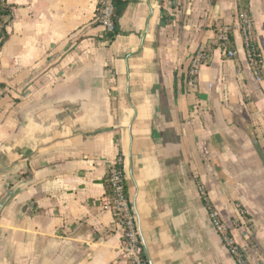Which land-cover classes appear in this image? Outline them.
<instances>
[{
  "label": "crops",
  "instance_id": "crops-1",
  "mask_svg": "<svg viewBox=\"0 0 264 264\" xmlns=\"http://www.w3.org/2000/svg\"><path fill=\"white\" fill-rule=\"evenodd\" d=\"M98 1L8 0L0 199L22 184L0 215V264H125L124 229L103 208L119 158L147 264H238L204 201L264 264V0H249L258 75L239 0H127L110 42ZM220 25L237 56L215 49L192 93V57ZM239 208L248 226L234 227Z\"/></svg>",
  "mask_w": 264,
  "mask_h": 264
},
{
  "label": "built area",
  "instance_id": "built-area-1",
  "mask_svg": "<svg viewBox=\"0 0 264 264\" xmlns=\"http://www.w3.org/2000/svg\"><path fill=\"white\" fill-rule=\"evenodd\" d=\"M95 23L101 28V36L106 41L110 42V37L116 34L114 0L98 1ZM230 29L231 28L229 26H224L221 29L219 41L222 43L221 49L224 56L228 59H235L237 52L226 48V44L229 41ZM239 29L243 37L249 62L254 69L257 66V62L254 58L255 53L252 47L254 22L245 17L243 19V23L239 25ZM210 60L211 57L207 56L203 50L200 49L196 51L192 57L187 74L188 91L192 93L198 91L199 73L204 66L209 64ZM255 72L258 75V72ZM108 173L113 194L115 196L114 201L118 211L122 215V220L119 221V224L124 229L122 253L125 264H147L144 256V249L140 240L137 219L132 212L127 194L125 193L123 174L117 169L116 163L109 168ZM200 191L201 194L204 195L203 189H200ZM103 208L112 211V204L108 198H106ZM209 217L214 231L220 236L221 241L228 250L229 254L234 258L239 256L242 250L230 235L229 230L223 223L219 213L211 210Z\"/></svg>",
  "mask_w": 264,
  "mask_h": 264
},
{
  "label": "trees",
  "instance_id": "trees-1",
  "mask_svg": "<svg viewBox=\"0 0 264 264\" xmlns=\"http://www.w3.org/2000/svg\"><path fill=\"white\" fill-rule=\"evenodd\" d=\"M128 1L127 0H114V6H115V23H116V34L114 36L110 37V40H114L115 36L119 33L118 31V25L120 19L123 17L125 14L127 7H128ZM14 7L8 2V0H0V51L3 49L4 45L9 39V33L7 32V21H5V18H8L9 20L12 19L13 17V12H14ZM237 15L239 19L240 25L243 23V19L245 17L249 18L252 22L253 17L251 14V7L249 0H239L237 3ZM223 25H220L218 27H215V39L216 42L214 44H207L205 46H201L198 50H203L207 56L211 57L212 53L215 49L221 48L222 43L219 41V36L221 29L223 28ZM231 29L229 31V41L226 44V48L228 50H233L236 51L235 49V40H234V30L232 26H229ZM252 47L254 50V58L257 62V66L254 68V71H257L260 73L261 71V63H262V58L260 55V50L258 48L257 42H256V35L255 31L253 29V42H252ZM189 68L185 74L183 83L185 86H187V74H188ZM255 144L257 145V141L254 140ZM258 146V145H257ZM259 148V147H258ZM116 167L117 169L123 174V184L125 188V193L127 194V188H126V183H125V175L123 171V162L122 158H119L116 162ZM105 188H106V197L109 199V201L112 204V212L116 218V220L119 222L122 220V215L117 209V206L115 204V196L113 194V190L111 187V182H110V177L109 173H107L106 178H105ZM205 206L211 211L212 207L207 201H204ZM236 261L238 264H249L246 257L244 254L241 252L239 256H237Z\"/></svg>",
  "mask_w": 264,
  "mask_h": 264
},
{
  "label": "water",
  "instance_id": "water-1",
  "mask_svg": "<svg viewBox=\"0 0 264 264\" xmlns=\"http://www.w3.org/2000/svg\"><path fill=\"white\" fill-rule=\"evenodd\" d=\"M21 182L14 185L13 187H11L9 189V191H7V193L0 199V215L2 213V211L4 210L5 206L7 205V203L9 202V200L11 198H13L15 196V194L17 193V191L20 189L21 187ZM137 225H138V221H137ZM223 244V243H222ZM225 247V246H224ZM226 248V247H225ZM228 251V250H227ZM229 253V252H228ZM230 255V254H229ZM231 256V255H230Z\"/></svg>",
  "mask_w": 264,
  "mask_h": 264
},
{
  "label": "rangeland",
  "instance_id": "rangeland-1",
  "mask_svg": "<svg viewBox=\"0 0 264 264\" xmlns=\"http://www.w3.org/2000/svg\"><path fill=\"white\" fill-rule=\"evenodd\" d=\"M255 31V30H254ZM239 210H240V214H239V216L242 218H240V219H237V220H235L234 222H233V225H234V227H239V226H248L249 225V218H248V216H247V214L245 213V211H244V209L243 208H239ZM223 221V220H222ZM223 223L225 224V222L223 221ZM226 226H227V224H225ZM227 228H228V230H229V233H230V235H231V232H230V228L227 226ZM232 236V235H231ZM233 237V236H232ZM234 239V238H233ZM235 240V239H234ZM236 242V241H235ZM237 243V242H236ZM238 244V243H237ZM239 245V244H238ZM239 247H240V245H239ZM241 248V247H240ZM241 250H242V252H243V254H244V251H243V249L241 248Z\"/></svg>",
  "mask_w": 264,
  "mask_h": 264
}]
</instances>
